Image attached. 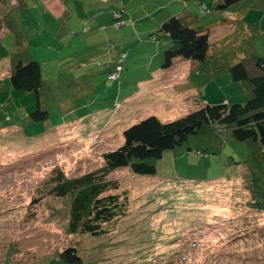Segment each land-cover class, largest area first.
<instances>
[{"label": "rangeland", "instance_id": "374dc122", "mask_svg": "<svg viewBox=\"0 0 264 264\" xmlns=\"http://www.w3.org/2000/svg\"><path fill=\"white\" fill-rule=\"evenodd\" d=\"M79 1L84 17L108 8L127 20L81 21L78 0L66 1V9L61 0L0 2V264H64L59 253L69 246L84 258L95 255V264H264V214L246 206L242 183L251 149L215 126L167 151L155 177L112 172L118 188L103 196H117L120 215L101 238L69 234L70 199L48 195L55 173L75 178L101 168L103 153L120 146L134 122L151 115L173 121L203 102L248 101L249 87L233 81L229 66L264 58V0L209 8L205 22H224L211 31V57L178 62L169 72L161 71L168 40L150 35L176 12H201L204 0ZM18 56L42 66L49 122L26 120L36 107L33 93L10 89ZM117 62L123 72L111 83ZM167 180L198 184L185 211L178 205L173 213L160 200L174 186Z\"/></svg>", "mask_w": 264, "mask_h": 264}, {"label": "trees", "instance_id": "16d2710c", "mask_svg": "<svg viewBox=\"0 0 264 264\" xmlns=\"http://www.w3.org/2000/svg\"><path fill=\"white\" fill-rule=\"evenodd\" d=\"M242 1L245 0H213L210 7L204 0L200 2V7L206 6V11H183L160 24L150 36L155 40H168L161 71L170 70L179 61L203 63L211 57V31L216 24L224 22L207 23L204 21V13H207L209 8L225 12ZM116 25L122 26L119 21ZM229 71L233 81L247 84L249 87L250 98L245 103L231 104L224 100L217 104L203 102L192 112L169 122H163L154 115L145 117L123 131L124 141L120 146L103 153L104 165L98 170L75 178H67L61 171L53 175L48 195L70 199L69 234L82 233L94 238L107 235L108 225L115 223L120 215L117 211V208H120L117 196H103L108 190L118 188L116 181L108 179L110 174L117 170L130 169L141 177H155L156 162L162 159L167 151L183 144L189 136L196 134L204 126H215L219 128L220 133L230 132L236 141L246 143L250 147L251 151L244 160L245 177L242 182L243 188L249 194L246 206L255 212V215L264 214V58L241 59L229 66ZM122 72L123 66L117 62L114 69H109L108 80L111 83L118 81ZM115 73L118 77L111 79L110 76ZM8 79L10 89L34 95L36 107L25 115L26 120L49 122L50 112L44 99L45 80L40 62L20 56L12 57ZM24 129H21L22 135ZM166 182L174 185L171 186L172 191H166L159 197L173 213L179 212L178 205L185 206V211L190 203L196 201L195 196L191 198V195L195 194L192 187L198 184L191 183L192 185L188 186L170 180ZM127 202L126 200L124 204ZM79 250L77 246H69L59 253V260L64 264L96 263V260L92 259L95 255L92 258L89 255L90 259L86 256L84 258ZM148 259V256H144L140 260L145 263Z\"/></svg>", "mask_w": 264, "mask_h": 264}, {"label": "crops", "instance_id": "0c3cea01", "mask_svg": "<svg viewBox=\"0 0 264 264\" xmlns=\"http://www.w3.org/2000/svg\"><path fill=\"white\" fill-rule=\"evenodd\" d=\"M61 1H63V3H62V6L63 7H65V9L66 8H68V6H67V2L66 1H68V0H61ZM0 2H1V0H0ZM76 3V6H75V10H77L78 11V14H77V16H76V18H79V20H81V21H84V20H86V19H93V21H111V20H115V19H121V18H124V14H123V16H121L120 14H117L116 15V17H115V14H114V16H113V13H112V11L113 12H118V10L117 9H111V10H108V8H105V9H99L94 15H92V16H89V17H84V16H82L81 14H80V11H82V13H87V8L85 7V5H82V3H80V1L78 0V2H75ZM206 4L208 5V2L206 1ZM183 6H185V5H183ZM110 9V8H109ZM201 9H202V6H201ZM183 11H186V12H192L191 10H186V9H183V10H181V11H179V12H176L174 15H176V14H179V13H182ZM111 17H112V19H111ZM125 20H127V18H124ZM80 21V22H81ZM67 23V22H66ZM68 25V24H67ZM73 29H74V27H73ZM179 62H181V61H179ZM191 67H193V66H191ZM174 68V67H173ZM173 68H171L170 70H172ZM170 70H166V72L168 71H170ZM165 72V71H164Z\"/></svg>", "mask_w": 264, "mask_h": 264}, {"label": "built area", "instance_id": "2783aa9c", "mask_svg": "<svg viewBox=\"0 0 264 264\" xmlns=\"http://www.w3.org/2000/svg\"><path fill=\"white\" fill-rule=\"evenodd\" d=\"M202 10H203V11H206V6H203V7H202ZM119 25H122V23H119ZM117 77H118L117 73L112 74V75L110 76L111 79H115V78H117Z\"/></svg>", "mask_w": 264, "mask_h": 264}]
</instances>
